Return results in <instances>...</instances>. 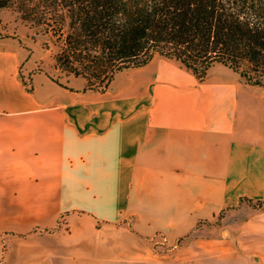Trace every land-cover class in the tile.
Returning a JSON list of instances; mask_svg holds the SVG:
<instances>
[{
  "label": "crops",
  "instance_id": "0c3cea01",
  "mask_svg": "<svg viewBox=\"0 0 264 264\" xmlns=\"http://www.w3.org/2000/svg\"><path fill=\"white\" fill-rule=\"evenodd\" d=\"M39 62L0 40V264H264L263 85L154 55L96 92Z\"/></svg>",
  "mask_w": 264,
  "mask_h": 264
},
{
  "label": "trees",
  "instance_id": "16d2710c",
  "mask_svg": "<svg viewBox=\"0 0 264 264\" xmlns=\"http://www.w3.org/2000/svg\"><path fill=\"white\" fill-rule=\"evenodd\" d=\"M9 7L60 38L55 67L85 90L106 91L116 74L154 55L200 81L215 63L241 77L243 65L264 72V0H0V10Z\"/></svg>",
  "mask_w": 264,
  "mask_h": 264
},
{
  "label": "rangeland",
  "instance_id": "374dc122",
  "mask_svg": "<svg viewBox=\"0 0 264 264\" xmlns=\"http://www.w3.org/2000/svg\"><path fill=\"white\" fill-rule=\"evenodd\" d=\"M6 38L20 40L33 46L35 56L40 59L37 69L51 74L56 82L63 83L65 81L67 75L60 72L55 67L54 62V56L59 50L60 38L54 37L52 32L47 31L46 26L38 23L37 19L31 21L23 20L14 7L0 10V40ZM239 71L248 72L246 65L240 67ZM246 72L244 74L251 78L248 80L246 76L241 77L246 84L253 85L259 82L260 85L264 86V72H248V75ZM220 219L221 217L207 225H218Z\"/></svg>",
  "mask_w": 264,
  "mask_h": 264
}]
</instances>
